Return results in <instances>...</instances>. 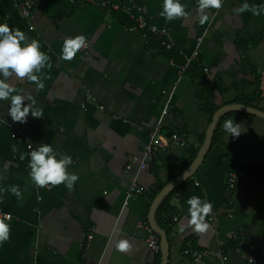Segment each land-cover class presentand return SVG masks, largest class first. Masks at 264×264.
Instances as JSON below:
<instances>
[{
    "label": "crops",
    "instance_id": "0c3cea01",
    "mask_svg": "<svg viewBox=\"0 0 264 264\" xmlns=\"http://www.w3.org/2000/svg\"><path fill=\"white\" fill-rule=\"evenodd\" d=\"M19 1L0 0V22L39 40L51 67L41 70L43 89L15 74L7 78L25 97L35 98L42 117L29 114L26 123L13 122L10 101L0 100V209L11 217L9 238L0 243V264H155L157 254L161 264V251L152 253L146 243L150 206L192 163L210 123L200 108L202 85L180 66L201 37L198 57L210 99L242 104L237 100L256 93L259 98L250 106L264 112V0H247L258 15L234 11L244 0H223L220 9L204 10L209 16L204 24L198 0H181L189 15L171 21L159 15L161 0H33L27 19L16 9ZM138 15L167 28L173 52L156 54L146 47V36L127 26ZM81 34L86 48L62 59L65 39ZM228 119L240 123L239 137L225 132ZM156 125L162 135L177 132L186 146L159 149L137 176L143 192L126 199L136 168L126 171L125 163L141 153ZM218 125L220 137L201 165L168 198L177 218L168 214L175 225L166 234L167 264H191L182 255L188 247L212 252L196 264H249L264 255V186L240 183L229 191L221 164L228 156L233 167L253 165L264 174V118L231 111ZM38 143L50 144L57 158L72 157L66 170L78 179L71 189L65 182H49L48 188L31 180L28 153ZM157 178L161 186L152 195ZM13 185L21 198L10 191ZM193 195L213 205L204 232L188 222L186 201ZM120 240L130 247L119 250Z\"/></svg>",
    "mask_w": 264,
    "mask_h": 264
},
{
    "label": "clouds",
    "instance_id": "9594fccd",
    "mask_svg": "<svg viewBox=\"0 0 264 264\" xmlns=\"http://www.w3.org/2000/svg\"><path fill=\"white\" fill-rule=\"evenodd\" d=\"M223 0H198L197 11L199 14V23L204 24L208 21L209 16L204 12L205 9L222 7ZM162 11L159 15L165 20L171 21L177 17H186L189 13L185 10L186 5L181 0H161ZM250 10L253 14L258 15L260 10L256 6H250L247 0L234 9L236 13ZM86 46V37L77 35L67 37L62 45L61 58L70 60L76 52ZM49 55L41 50L40 41L29 38L19 28H10L6 22H0V100L10 101L8 113L13 122L26 123L29 114L35 118L43 115L41 108H36L35 98L28 94L27 97L21 94L13 84L9 83L8 77L15 74L17 79H27L35 82L37 88H44V80L41 77V70L45 67H51ZM27 98L30 103L22 104ZM224 130L233 137H239L244 132L240 128V123L233 119L224 121ZM32 148V145H29ZM29 159V176L31 180L39 187H45L49 184L59 185L62 182L71 189L78 179L74 172L66 170V165L73 163L72 157L67 154H60L57 158L56 150L48 143H38L35 148L28 153ZM23 159V156L21 157ZM10 191L21 198L22 193L18 186L13 185ZM186 204L190 214L189 224L196 232H204L208 228L205 217L212 212L213 205L207 200L197 195L187 199ZM10 215L0 218V243L9 238ZM183 231V228H181ZM130 247L127 240H120L117 243L119 250H126Z\"/></svg>",
    "mask_w": 264,
    "mask_h": 264
},
{
    "label": "built area",
    "instance_id": "2783aa9c",
    "mask_svg": "<svg viewBox=\"0 0 264 264\" xmlns=\"http://www.w3.org/2000/svg\"><path fill=\"white\" fill-rule=\"evenodd\" d=\"M33 5V0H21L17 3L16 9L18 10L19 14L24 18H29L31 15V8ZM105 6V5H104ZM135 20L138 22V27L140 28H147L152 31L159 39L163 38L162 44L164 48L170 49L172 47L171 41L168 40V30L165 27H157L154 24H147L146 19L142 15L135 16ZM201 40V37H198L196 41V46L192 51V54L189 58L186 59V62H189L192 58L196 57L198 54V45ZM87 46V43H86ZM85 47L81 49L84 50ZM184 67H181L182 71ZM168 105L167 103L163 106L161 115L167 113ZM169 145H178V146H186V141L183 137H181L177 132L172 133L169 136H165L159 133L158 125L150 129L148 134V140L144 144L143 149L139 155H132L125 163V170L130 171L132 168H136L135 176L133 180L130 182L128 189L126 191V199L140 195L143 192L142 187L137 182L138 174L145 170L149 163L152 162L154 154L159 149H164ZM253 183L256 185H263L264 186V174L260 175L256 172V168L253 165L247 166H236L230 172L227 173L225 185L226 188L231 191L234 190L240 183ZM51 188V185L47 186ZM5 213L0 209V218H4ZM170 217L173 220H176V216L170 213ZM148 234L146 238V243L152 253H157L159 251V240L156 234L150 229L147 228ZM88 239L92 237V234L89 233L87 235ZM212 252L205 249H194L191 247L185 248L182 251V255L188 258L191 264H196L198 261L211 254ZM217 256L221 254L219 252L216 253ZM249 264H264V255L261 258H252L250 259Z\"/></svg>",
    "mask_w": 264,
    "mask_h": 264
},
{
    "label": "trees",
    "instance_id": "16d2710c",
    "mask_svg": "<svg viewBox=\"0 0 264 264\" xmlns=\"http://www.w3.org/2000/svg\"><path fill=\"white\" fill-rule=\"evenodd\" d=\"M34 5V3H33ZM33 5L31 8V13H32V9H33ZM107 7L109 10H112L111 5L108 7L107 5L105 6ZM24 18V17H23ZM27 19V18H25ZM146 23L149 25L150 21L148 18H146ZM127 26L129 28H134L135 30H138V32L143 33L146 36V47H149L151 50H153L156 54L159 51H163L166 48H164L162 41L163 38L159 39L152 31H150L147 28H140L138 27V22L135 20V18H129L127 21ZM171 50V48L169 49V51ZM173 51H170V53ZM172 55H174L172 53ZM171 54H167V56H172ZM183 73L185 72H193V76L195 77V79L198 80V82L200 83V85H202L203 88V94L201 97V109L203 112H205L208 116H209V121L211 119L212 114L215 112V110H217L219 107L226 105L228 103H220V104H215L211 99H210V85L208 83V81L205 80V66L203 65L202 61L199 59L198 54L196 55V57L192 58L189 62L184 61L183 64L180 67H184ZM259 98L258 94H252V95H248V96H242L240 99H238L237 101L241 102L244 105H251V102L256 101ZM227 113L223 114L222 116H220V118L217 121V124L215 126L214 132H213V136H212V140H211V147L213 146V144L218 140V138L220 137V132H219V120L226 115ZM221 164L223 165L224 168H226V172H230L234 167L231 161H229V157L228 156H224L221 159ZM158 181V185L153 187V189L151 190V194L154 195L156 194V192L158 191L159 187L161 186V184L159 183V178H157ZM174 192L171 191L158 205L156 212H155V220L156 223L158 224V226L163 229L166 234L167 232H169L173 226L175 225V223L173 221H171L169 219V213L172 210V208L169 206L168 204V198L171 196V194ZM158 235V234H157ZM85 246V244H84ZM83 251V248H82ZM156 255V254H154ZM159 254H157L155 256V264H159Z\"/></svg>",
    "mask_w": 264,
    "mask_h": 264
},
{
    "label": "water",
    "instance_id": "95a60500",
    "mask_svg": "<svg viewBox=\"0 0 264 264\" xmlns=\"http://www.w3.org/2000/svg\"><path fill=\"white\" fill-rule=\"evenodd\" d=\"M231 111H238L248 114H253L255 116H259L261 118H264V112L259 111L251 106L244 105V104H226L221 107H219L215 112L212 114L210 123L207 127L205 138L203 140V143L192 161V163L180 173V175L165 185L155 196V198L152 201V204L150 206L149 212H148V224L151 227V229L156 232L159 235V244H160V251L162 254V260L161 264H167V252H168V241L166 233L163 229H161L155 220V210L160 202V200L171 190H173L176 186L183 183L186 179H188L201 165L205 155L207 154L210 146H211V140L213 136V132L216 126V123L221 115L227 112Z\"/></svg>",
    "mask_w": 264,
    "mask_h": 264
},
{
    "label": "bare ground",
    "instance_id": "6f19581e",
    "mask_svg": "<svg viewBox=\"0 0 264 264\" xmlns=\"http://www.w3.org/2000/svg\"><path fill=\"white\" fill-rule=\"evenodd\" d=\"M150 164V163H149ZM149 166V165H148ZM142 172V171H141ZM147 228H150V226H147ZM151 229V228H150ZM152 230V229H151ZM153 231V230H152ZM154 232V231H153ZM156 234V236L158 237V240H159V236L157 235L156 232H154ZM91 239V238H90ZM159 250H160V244H159ZM159 252V251H158Z\"/></svg>",
    "mask_w": 264,
    "mask_h": 264
},
{
    "label": "rangeland",
    "instance_id": "374dc122",
    "mask_svg": "<svg viewBox=\"0 0 264 264\" xmlns=\"http://www.w3.org/2000/svg\"><path fill=\"white\" fill-rule=\"evenodd\" d=\"M7 214L5 213V216H6Z\"/></svg>",
    "mask_w": 264,
    "mask_h": 264
}]
</instances>
